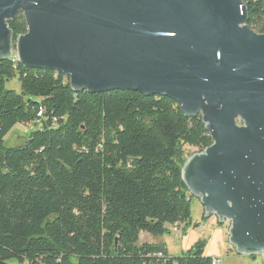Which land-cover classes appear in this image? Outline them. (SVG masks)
Masks as SVG:
<instances>
[{
    "label": "trees",
    "instance_id": "1",
    "mask_svg": "<svg viewBox=\"0 0 264 264\" xmlns=\"http://www.w3.org/2000/svg\"><path fill=\"white\" fill-rule=\"evenodd\" d=\"M242 1L263 35L264 0ZM7 27L26 33L21 14ZM16 125L31 131L4 148ZM211 144L200 116L165 97L75 94L61 74L0 61V264H211L201 241L170 257L143 238L190 225L181 169Z\"/></svg>",
    "mask_w": 264,
    "mask_h": 264
},
{
    "label": "water",
    "instance_id": "2",
    "mask_svg": "<svg viewBox=\"0 0 264 264\" xmlns=\"http://www.w3.org/2000/svg\"><path fill=\"white\" fill-rule=\"evenodd\" d=\"M21 14L26 33L7 23ZM242 0H0V61L71 91H132L200 116L211 146L181 169L239 256L264 255V34Z\"/></svg>",
    "mask_w": 264,
    "mask_h": 264
},
{
    "label": "rangeland",
    "instance_id": "3",
    "mask_svg": "<svg viewBox=\"0 0 264 264\" xmlns=\"http://www.w3.org/2000/svg\"><path fill=\"white\" fill-rule=\"evenodd\" d=\"M6 89L19 93L17 79L7 83ZM29 131L31 130L28 127L16 125L4 138V148L22 145ZM190 213L191 223L188 227H179L178 233L171 232V235L160 237L171 257H179L201 241L204 243V256L217 258L221 264H263V255L259 254L254 258L237 255L227 241L228 223L220 225L214 217L205 219L199 200L193 197L190 201Z\"/></svg>",
    "mask_w": 264,
    "mask_h": 264
},
{
    "label": "built area",
    "instance_id": "4",
    "mask_svg": "<svg viewBox=\"0 0 264 264\" xmlns=\"http://www.w3.org/2000/svg\"><path fill=\"white\" fill-rule=\"evenodd\" d=\"M37 117L38 118H41L42 117V113L39 111V113L37 114ZM37 124H39V122L36 120L34 121L31 125H27V126H30V128L36 126ZM26 126V125H25ZM26 126V127H27ZM170 232H173V233H178V229L176 226H173V227H170ZM211 264H221L220 261L217 259V258H212L211 260Z\"/></svg>",
    "mask_w": 264,
    "mask_h": 264
},
{
    "label": "crops",
    "instance_id": "5",
    "mask_svg": "<svg viewBox=\"0 0 264 264\" xmlns=\"http://www.w3.org/2000/svg\"><path fill=\"white\" fill-rule=\"evenodd\" d=\"M143 238L145 240L149 241V242H160V243H164L163 241H161L160 237L154 238V237H149V236H143ZM164 245L166 246V244H164ZM166 250H167V246H166ZM167 254L170 256V254L168 253V250H167ZM211 258H214V257H211Z\"/></svg>",
    "mask_w": 264,
    "mask_h": 264
}]
</instances>
